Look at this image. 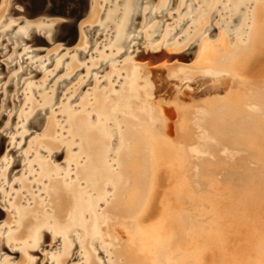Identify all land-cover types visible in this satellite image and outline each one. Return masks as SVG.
I'll return each instance as SVG.
<instances>
[{
	"label": "rangeland",
	"instance_id": "1",
	"mask_svg": "<svg viewBox=\"0 0 264 264\" xmlns=\"http://www.w3.org/2000/svg\"><path fill=\"white\" fill-rule=\"evenodd\" d=\"M95 1L96 10L92 11L90 6V13L80 20L77 31H73L71 42L60 38L61 32L53 27L60 20L63 21L62 18L43 14L28 16L31 9H42L44 5L54 7L53 2L17 0L12 5L9 2L2 6L0 4V245L4 243L7 246V249L1 250L0 259L14 258L9 264H23L27 259L31 260L28 264H33L35 260H38V264H65L69 258L67 264H86L85 245L88 242L89 248L91 246L93 252L98 254L97 259L101 264L124 262L116 252L119 249L117 244L131 237L123 220L128 221L131 216H127V219L120 216L114 224L103 228L104 239L99 235L92 239L85 238L79 225L63 233L56 230L52 223H44L37 229L40 231L37 235L40 245H35V252H29L21 243H10L11 233L16 232L14 239L21 241L26 234L22 229L23 220L18 226L17 205L46 213L54 211L49 195L51 178L42 174V162L56 168L57 173L51 175L52 178L63 180L66 184L75 183L81 189L89 187L79 170L87 155L79 147V137L71 131L70 115L90 114L95 121L99 115L95 104L101 99L100 96H109L111 102H117L127 83L125 68L128 64L139 67L142 76L149 79L152 89L148 96L149 104L156 112L159 111L158 117L166 123L167 135L173 136L178 146L194 147L196 139L191 137L190 141H182L180 133L185 131L192 136L195 132L192 122L199 117L198 110L213 99L223 98L229 90L236 89L235 79L225 72L226 68L217 67V71L206 69L209 62L206 61L205 49L211 45L218 54L225 55L236 46L244 47L252 34L254 11L260 4L264 5V0H249L237 8L234 7L237 0H93L92 6ZM80 6L74 11L78 12ZM122 23L124 29L121 30ZM20 30L26 34L17 37L15 34ZM163 52H169L173 57L154 64H149L145 58L149 54ZM247 66L244 78L252 80L263 75L259 70L264 67V48L251 56ZM241 89L246 91L245 88ZM247 93L245 97L249 96ZM249 100L250 97L245 98L244 104H249ZM247 109L245 106L244 111ZM117 124L114 134L112 131L106 132L111 147L108 159L113 164L114 172L118 170L117 152L122 147V136L119 137L118 132L124 129ZM51 125L54 131L52 139H49L47 134ZM25 135H28L26 139ZM22 144L23 147L18 149ZM189 163L191 168L204 165ZM217 167L222 169L226 166L221 164ZM163 169L166 172L159 182L161 191L156 200L157 209L149 221L158 219L162 209L170 208V186L175 190L181 187L186 193L191 192L183 184L181 175L173 179L169 168ZM202 178L207 179L208 174ZM14 183L16 185L13 186ZM162 184L166 188H162ZM221 187L223 199L236 200V197L229 196L232 187L226 184ZM93 191L90 189L87 194L94 198L96 193L93 194ZM114 192L115 188H107V200L97 201L96 212L107 207ZM179 207L184 216L187 214L194 218L197 225L200 223L197 220L203 218L213 223L217 221L212 218V210L200 211L189 203ZM201 212H209V215L201 216ZM225 222L223 224L226 225ZM161 226L164 233L177 227ZM185 229L190 232L191 227ZM202 232L205 238L202 243L194 244L192 248L185 244L178 252L207 255L205 262L201 257L195 261L182 260L180 264H224L227 257L233 256L234 259V256L241 254L238 251L232 254L227 252L221 243L224 237L222 232L215 235L213 231ZM112 235L117 239H113ZM209 237L218 239L214 247L208 246ZM66 246L73 248V251L66 254L61 262L54 261ZM147 250L150 252L153 248ZM214 253H217V257ZM251 258L257 259L255 256ZM167 259L174 262L177 257ZM165 260L166 257H163L161 264Z\"/></svg>",
	"mask_w": 264,
	"mask_h": 264
},
{
	"label": "bare ground",
	"instance_id": "2",
	"mask_svg": "<svg viewBox=\"0 0 264 264\" xmlns=\"http://www.w3.org/2000/svg\"><path fill=\"white\" fill-rule=\"evenodd\" d=\"M6 2L11 5L14 3L13 0H3L1 6ZM95 2L91 5L92 11L96 10L97 1ZM253 19L252 34L244 47L236 46L226 51L225 55L218 54L211 45L205 49L206 61L209 62L206 69L217 71V67L226 68L225 72L235 79L236 89L229 90L223 98L213 99L203 109L198 110L199 117L192 122L195 125L192 136L185 131L180 133L179 138L182 141H190L191 137L196 139L192 148L178 146L174 137L167 135L166 123L158 117L159 111L156 112L149 104V81H140V77H145L139 67L132 64L126 66L127 83L117 102H111L109 96L102 95L95 104L98 113H111L119 125L124 127L121 132L122 147L117 152L118 170L110 175L107 170L109 168L105 167L103 161L97 165V173L80 169L82 178H88L92 186L94 185L93 189L98 193L96 201L105 196L110 182L115 185L113 199L96 215L93 200H82L75 185L67 187L62 180L52 178L54 180H51L49 189L53 188V192L49 191V195L55 207L54 211L52 210L53 217L61 226L78 222L85 212L90 216L88 225L93 227L99 223L109 227L115 223L116 218L121 216V219H127V216H131L128 221L123 219L131 237L124 239V242L120 240V243L118 240L117 244L119 249L116 252L120 255L119 258H123L122 264H161L163 257H166L164 264H180L182 260L195 261L202 259L201 257L205 262L207 255L178 252L185 244L192 248V245L202 243L205 239L202 237V231H213L214 235L222 232L224 237L221 238V243L225 245L227 252L241 253L234 256V259L233 256L227 257L223 261L224 264H264V67L259 70L262 76L252 80L244 78L251 56L264 48L263 4L255 9ZM24 34L25 31L20 30L15 35L18 37ZM230 53L231 55H228ZM172 57L169 52L145 56L149 64L164 59L170 60ZM241 88L248 90V93ZM245 92L248 97H245ZM249 97L250 103L244 104L245 98ZM245 106L248 108L246 112ZM90 119V114L79 113L73 117L72 123L76 131L88 137L86 148L91 151L101 149L102 153L107 154L111 148L110 144L105 136L100 147V131H90ZM53 129L51 125L48 136H51ZM189 161L204 165L191 168ZM221 164L226 167L219 169L217 166ZM51 165L46 164L47 170H43V175L56 172V168ZM165 167L169 168L171 178L175 179L177 175H181L183 184L188 186L191 192L186 193L181 187H176L175 190L170 186V208L165 211L162 209L158 219L149 221L150 217L155 216L156 200L161 191L159 182L161 176L165 177ZM206 173L208 178H202ZM222 184L232 187V194L229 196L236 197V200L222 198ZM164 185L162 184V188ZM237 190L239 191L236 193ZM122 200L125 202H121ZM184 203H189L200 211L212 210V218L217 221L213 223L212 220L204 218L196 219L203 223L197 225L194 218L193 220L187 214L184 216L182 208L179 207ZM208 213L201 212L200 215L205 217ZM222 215L226 218L223 219ZM24 216L22 229L28 233L37 224L34 219L35 212L31 210ZM223 221H226V225ZM161 225L168 228L177 227L164 233ZM188 226L191 227L190 232L185 231ZM24 238L25 236H22V239ZM112 238L116 237L112 235ZM209 238L208 246L214 247L213 244L218 239ZM89 243H86V247L91 253ZM147 248L153 250L149 252ZM216 254L214 253V256ZM175 256L177 259L174 262L167 259ZM252 256L257 259H252Z\"/></svg>",
	"mask_w": 264,
	"mask_h": 264
},
{
	"label": "flooded vegetation",
	"instance_id": "3",
	"mask_svg": "<svg viewBox=\"0 0 264 264\" xmlns=\"http://www.w3.org/2000/svg\"><path fill=\"white\" fill-rule=\"evenodd\" d=\"M246 1H249V0H237L236 2H235V4H234V7L235 8H237L238 6H241V5H243ZM126 16H127V14H126ZM125 16V20H126V17ZM124 22V21H123ZM122 29H124V23H122V25H121V30ZM147 80H145V78H142V77H140V81L142 82V83H144V81H148L149 79L148 78H146ZM150 83H148V85H149ZM152 92V89H151V87H150V85H149V93H151ZM99 115L97 116V118H96V120L95 121H93L92 120V116L90 115V117H91V119L89 120V124H88V127H89V129H90V131H96V130H98V131H100V142H99V145H100V147L103 145V142L101 141V140H103V138H105V136H106V132L107 131H114L115 129H117L118 128V124H117V122H116V117L115 116H112V114L111 113H98ZM76 115V114H75ZM74 114L73 115H70L71 117H70V121H69V124H70V126H71V131H72V133L75 135V136H77V137H79V139H80V143H79V147H80V149H81V151H84L85 153H86V155H87V157H86V161H85V163L84 164H82L80 167H79V170L81 169V170H89V171H91L93 174H94V172H99V167L97 166L98 164H100V162L101 161H103V163L105 164V167H108L109 169H107L108 170V173L110 174V175H112V174H114L115 172H114V170L112 169V166H113V164L112 163H110L109 162V159H108V157L110 156V154H111V148H110V150H109V152L107 153V154H104V153H102L100 150L101 149H97V150H93V151H91V150H89L88 148H86V146H85V142L86 141H88V137L87 136H84L85 134H83V133H80V132H78V131H76V129H75V126H74V123H72V119H73V117L75 116ZM111 121H112V123H111ZM110 124H113V125H110ZM116 126H117V128H116ZM119 126H121V125H119ZM116 133H117V130H116ZM113 134H114V132H113ZM49 135V134H48ZM47 135V138H49V139H52L51 138V136H48ZM118 135H119V137H120V135H121V133L120 132H118ZM28 137V135H25L24 136V138L26 139ZM19 137H16V139H18ZM74 138H72V140H73ZM16 144V142L14 143V145ZM23 145L24 144H22L21 146H19V148L18 149H21L22 147H23ZM101 157H102V160H101ZM3 164V163H2ZM1 164V165H2ZM46 164H49V163H41V166H42V171L44 170L45 172H46V170H47V166H46ZM52 166V165H51ZM53 168H55V167H53ZM97 168V169H96ZM12 169V166L11 167H9L8 168V172H7V174H6V177L8 176V174L10 173V170ZM117 169V168H116ZM57 173V170H56V172H53V173H50L49 172V174L47 175L49 178H51V180H54V179H52V177H51V175H53V174H56ZM81 176V175H80ZM82 177V176H81ZM82 179H84L85 180V182H86V184H91V186L89 185V187H87V188H84V189H81L80 187H79V185H77V184H75V183H73V184H66L63 180V183H64V185L65 186H67V187H71V186H73V185H75V187H76V190L79 192V197H81L82 198V200H93L94 202H95V211H94V213L96 214V215H99V213L100 212H96V209H97V206H98V202L96 201V198H97V192H96V190L95 189H93V186H92V183H90L89 182V179L88 178H86V177H83ZM91 180H93V179H91ZM52 182L50 181V179H49V185L51 184ZM96 183V182H95ZM14 185H16V183H14L13 184V186ZM109 186H111V187H113V188H115V185L112 183V182H110V183H108V185H107V188L109 187ZM107 188H106V190H107ZM94 190L92 193L94 194V193H96V197H92V195H89V194H87L88 193V190ZM51 190H53V188H50L49 189V191L50 192H53V191H51ZM105 196L104 197H102L101 198V200L103 199H105V200H107V196H106V194H104ZM100 200V199H99ZM98 200V201H99ZM32 208H24V207H21V205L20 204H18L17 205V208H16V217L19 219V227L21 226V221L23 220V218H25V214H28L29 212H31L30 210H31ZM34 212H35V220L37 221V224H36V226L34 227V228H32V230H30L28 233H26V235H25V238L21 241V240H16V239H14V237H13V235L16 233V232H13V233H11L10 234V243L11 242H14L15 244H17V243H21V244H23L24 245V249H26L27 251H29V252H35V250H33V248L35 247V245H40V243L41 242H39V240L37 241V238H38V233L40 232L39 230H37L38 229V227H40L41 225H43L44 223H52L53 224V226H54V228L56 229V230H58V231H61V232H63V233H67V232H69V231H71L73 228H75L76 226H81L82 227V229H83V231H84V234H85V238L86 237H90V239H92L94 236H96V235H99L101 238H106V236H105V234L103 233V228H105V226L102 224V223H99V224H96L94 227L93 226H90V225H88V221H89V218H90V216H89V214H88V212H85V214L82 216V217H80L79 218V221L77 222L76 221V223H70V224H66V225H64V226H61L59 223H58V220H56V219H54V214H53V212H50V213H46V212H44V211H39V210H34ZM19 229V228H18ZM17 229V230H18ZM30 245H32V246H30ZM85 248H86V253H87V263L86 264H101L100 262H99V260L97 259V255L98 254H95L94 252H93V250L91 249V253L88 251V249H87V247H86V245H85ZM2 249H7V246L3 243V244H1L0 245V252H1V250ZM73 251V248L72 249H69V247L68 246H66V247H63V249H62V254L56 259V260H54V261H57L58 263L59 262H61V260H62V258L66 255V254H68V253H70V252H72ZM27 253V254H30V253ZM14 258H12V259H10V260H13ZM1 260V264H9V262H10V260H3V259H0ZM70 260V258L65 262V264H67L68 263V261ZM31 260H29V259H27V260H25L24 262H23V264H28L29 262H30ZM33 264H38V260H35L34 262H33ZM51 264V263H50ZM52 264H53V262H52ZM117 264H119V263H117Z\"/></svg>",
	"mask_w": 264,
	"mask_h": 264
},
{
	"label": "water",
	"instance_id": "4",
	"mask_svg": "<svg viewBox=\"0 0 264 264\" xmlns=\"http://www.w3.org/2000/svg\"><path fill=\"white\" fill-rule=\"evenodd\" d=\"M1 1L2 0H0V3ZM16 1L17 0H13L14 3ZM48 1L53 2L55 6L49 7L47 5H44L42 9H31L28 15L37 16L43 14L47 17L62 18L63 21L57 22L53 27L59 29V31L61 32L60 37L65 38L67 42H71L73 40V31H77L80 20L88 14L93 0H45V2ZM79 6L80 10L78 12H75L74 9ZM14 12L16 13V11ZM31 33L32 32H30L28 36H30ZM132 39L133 37L130 40Z\"/></svg>",
	"mask_w": 264,
	"mask_h": 264
}]
</instances>
